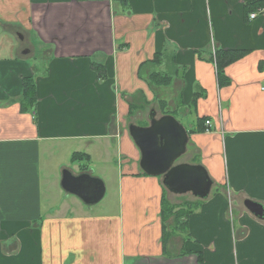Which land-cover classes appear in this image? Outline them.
Here are the masks:
<instances>
[{
    "label": "crops",
    "instance_id": "1",
    "mask_svg": "<svg viewBox=\"0 0 264 264\" xmlns=\"http://www.w3.org/2000/svg\"><path fill=\"white\" fill-rule=\"evenodd\" d=\"M158 55L167 85L148 80ZM145 104L184 120L178 164L212 182L185 219L161 222L162 196L189 194L139 168L127 126ZM63 170L102 199L63 191ZM0 264H264V0H0Z\"/></svg>",
    "mask_w": 264,
    "mask_h": 264
},
{
    "label": "water",
    "instance_id": "2",
    "mask_svg": "<svg viewBox=\"0 0 264 264\" xmlns=\"http://www.w3.org/2000/svg\"><path fill=\"white\" fill-rule=\"evenodd\" d=\"M149 124L139 127L127 126L128 134L140 153L139 168L151 177H161L164 189L175 195L189 194L205 200L212 186L206 171L200 165L175 164L186 152L188 135L171 115L156 118L151 110ZM60 187L77 197L85 205L98 203L104 195L101 180L88 174L73 176L68 170L61 173ZM245 208L258 219L263 217V208L256 202L245 201Z\"/></svg>",
    "mask_w": 264,
    "mask_h": 264
},
{
    "label": "trees",
    "instance_id": "3",
    "mask_svg": "<svg viewBox=\"0 0 264 264\" xmlns=\"http://www.w3.org/2000/svg\"><path fill=\"white\" fill-rule=\"evenodd\" d=\"M241 57L240 53H223V55H216V60L217 63L216 66L218 67L217 69V74H218V84L221 85L225 79V77H223V67L224 65H226V63H231L232 61H237L238 58ZM161 57L155 56L152 64H151V68H152V72H150L149 76H148V80H150V82H152V84L154 85H167L170 81V76L173 75L172 70L170 69V66L166 65V71L158 73L155 71V68L159 65V61H160ZM165 59L171 60V58H167L165 57ZM92 69L98 74L100 75V77L104 76V70L102 68V66H97V65H92ZM169 77V78H168ZM23 94H24V100L26 103H34L35 100V96H34V88L32 85L29 86V84L24 83L23 84ZM134 106H130V108H132ZM77 157L76 155H73L72 157V161H75ZM185 208H187V211L185 212V214H183L182 216L187 217L190 213H192L196 208H197V204H192L189 202L185 203ZM160 218H161V222H165L167 221V219L171 216V215H180V213H176L174 214L172 211V207L169 205V203L167 202V200L165 198H163L162 196V200H161V206H160ZM182 218V217H181ZM185 219V218H183ZM164 236V235H163ZM169 235H166V237H168ZM165 237V236H164Z\"/></svg>",
    "mask_w": 264,
    "mask_h": 264
},
{
    "label": "rangeland",
    "instance_id": "4",
    "mask_svg": "<svg viewBox=\"0 0 264 264\" xmlns=\"http://www.w3.org/2000/svg\"><path fill=\"white\" fill-rule=\"evenodd\" d=\"M151 110H154L155 111L156 118H160L161 117V112L159 111L158 106L156 104H153V105H149V104L147 105V104H145L144 107L142 106L141 108H136L135 109L134 115H133V122H132V124L134 123V125H137L139 127L148 126L149 120L147 119V116H148V114H149V112ZM174 119L183 128H186L187 127L186 123L183 122L184 120L181 121V120H179L177 118H174ZM184 159H185V157H181V159H179L177 161V164L178 163H182ZM184 198H190V195H188L187 197H186V195L185 196L176 197V199H174V201L172 200V202H175V203H176L177 200H180V201H178L179 203H176V204H172L170 201H167L169 203V205L173 208L172 211H173L174 214L180 213V215H177V218H180V219L185 218L182 215L185 214V212L187 211V208H185L186 206L184 204L185 203ZM171 216H174V215H171Z\"/></svg>",
    "mask_w": 264,
    "mask_h": 264
},
{
    "label": "built area",
    "instance_id": "5",
    "mask_svg": "<svg viewBox=\"0 0 264 264\" xmlns=\"http://www.w3.org/2000/svg\"><path fill=\"white\" fill-rule=\"evenodd\" d=\"M96 1H102V0H96ZM249 17H250V19H254V18H256V15L253 14V15H250ZM205 123L207 126L209 125V121H206Z\"/></svg>",
    "mask_w": 264,
    "mask_h": 264
}]
</instances>
